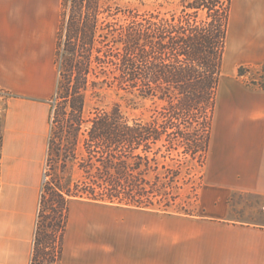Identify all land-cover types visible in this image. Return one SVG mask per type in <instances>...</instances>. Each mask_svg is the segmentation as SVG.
<instances>
[{
    "label": "trees",
    "instance_id": "16d2710c",
    "mask_svg": "<svg viewBox=\"0 0 264 264\" xmlns=\"http://www.w3.org/2000/svg\"><path fill=\"white\" fill-rule=\"evenodd\" d=\"M230 8L231 0H181L179 11L165 16L113 12L106 0H61L55 63L62 32L64 42L47 160L55 154L81 177L41 192L32 264L43 241L50 263L59 264L71 199L149 207L175 197L179 148L205 163ZM100 83L157 105L147 119L129 118L116 104L86 118L85 94Z\"/></svg>",
    "mask_w": 264,
    "mask_h": 264
},
{
    "label": "crops",
    "instance_id": "0c3cea01",
    "mask_svg": "<svg viewBox=\"0 0 264 264\" xmlns=\"http://www.w3.org/2000/svg\"><path fill=\"white\" fill-rule=\"evenodd\" d=\"M60 2L0 0V92L7 94L0 120V264H32L58 79ZM240 65L263 68L260 82L238 77ZM203 182L202 214L189 218L185 264H264V0H231ZM87 207L84 199L69 202L59 264H151L144 249L140 257L104 248V216ZM129 215L149 237L144 210L116 211L111 219L125 227Z\"/></svg>",
    "mask_w": 264,
    "mask_h": 264
},
{
    "label": "rangeland",
    "instance_id": "374dc122",
    "mask_svg": "<svg viewBox=\"0 0 264 264\" xmlns=\"http://www.w3.org/2000/svg\"><path fill=\"white\" fill-rule=\"evenodd\" d=\"M113 12L118 8L126 11L137 9L141 12L150 11L160 13V15L170 16L179 11L181 0H106ZM120 16V15H119ZM202 14H201V16ZM122 18V16L120 17ZM108 21H114L113 17H108ZM62 45L57 52L56 64L60 68L62 61V47L64 42V32L61 34ZM62 69V68H61ZM263 68H254L240 65L237 68L238 77L244 82H260L259 75ZM241 74V75H239ZM7 94L0 92V120L5 109V99ZM54 95L50 98V108L53 104ZM118 105L122 112L129 118L147 119L153 112L157 103L148 98H143L136 93L126 92L116 85L100 83L94 88H89L85 94L84 116L90 117L96 108L108 109L113 105ZM179 148L178 155H174L179 160L181 173L177 179L176 188L173 190V199L163 196L159 202H155L149 207H135L120 204H108L101 202H90L87 211L89 213H102L104 216L102 228V243L104 248L116 249L118 247L128 248L130 253L139 254L149 258L151 264H185L190 258L189 218L192 214H202L199 202V194L203 182L204 165L203 156H196L194 159L185 155ZM43 183L41 192L47 195L52 192L57 184L67 186L68 178L79 179L81 170L77 166L62 168L59 157L53 154L51 160L44 162ZM72 200V199H71ZM97 206V207H95ZM144 210L150 215V234L147 231L144 236L142 232L134 227L132 216H127L125 227H117L115 221L111 219L116 211H136ZM190 213V214H186ZM47 214V213H44ZM47 243L42 242L37 249L33 264H51L52 249ZM139 251V252H138ZM115 258V251L108 256ZM138 257V256H137Z\"/></svg>",
    "mask_w": 264,
    "mask_h": 264
}]
</instances>
